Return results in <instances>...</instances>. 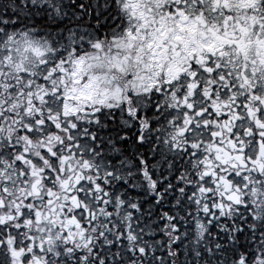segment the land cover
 I'll return each instance as SVG.
<instances>
[{
	"label": "snow or ice",
	"instance_id": "1",
	"mask_svg": "<svg viewBox=\"0 0 264 264\" xmlns=\"http://www.w3.org/2000/svg\"><path fill=\"white\" fill-rule=\"evenodd\" d=\"M0 264H264V0H0Z\"/></svg>",
	"mask_w": 264,
	"mask_h": 264
}]
</instances>
